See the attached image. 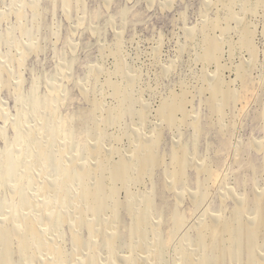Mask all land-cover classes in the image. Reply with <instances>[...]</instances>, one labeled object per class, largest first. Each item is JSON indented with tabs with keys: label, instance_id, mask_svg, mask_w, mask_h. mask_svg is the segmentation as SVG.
<instances>
[{
	"label": "rangeland",
	"instance_id": "obj_1",
	"mask_svg": "<svg viewBox=\"0 0 264 264\" xmlns=\"http://www.w3.org/2000/svg\"><path fill=\"white\" fill-rule=\"evenodd\" d=\"M225 1L227 0H54L52 2L45 0H27V2L26 0H0V37L3 35L0 38V57L6 58L10 54L11 45L14 41L15 43L26 41L27 46L38 48V54L28 58L26 61L27 65L22 69L25 85L20 94H15L12 90H8V92L4 90L0 93V116H5V119L10 120L7 125L0 121V179L5 184V187L0 190V221H5L6 213L12 205L25 203L33 194L30 184L27 183L29 181H27L20 187L19 196L14 203L8 189L12 182L16 165L26 160L25 158L17 160V157L25 149H28V145L23 141H21L22 144L19 143L21 135L24 136V134L19 129H15L16 126H20V118L30 114L31 119L34 120L37 114L41 113L46 122L44 125L46 137H55L52 142V146L55 149L59 148L56 134H58V129L60 128V121L66 122L65 130L70 134V138L65 144H67L70 152L79 150L82 154H86L85 143L88 136L93 132L89 124L91 115L90 113L87 114V111L93 106L83 96V90L90 86V93H92V98L94 99L93 88L96 83V77L90 78V71L97 66L101 67L100 81L102 83L105 82L108 77L107 72H112L115 69L117 60L114 54L118 52V47L121 46L122 55L123 58L125 57L126 63L136 69L132 76H128L129 80L134 78V81L137 82L134 84V89H129V94L131 92V95L138 96L141 93L142 102L147 108H150L148 109V116H151L148 117L150 118L148 121H154L153 123L156 126H162L164 134L161 151L163 155L165 154L166 165L170 163L171 157L175 156L176 148L180 147V149L187 151L186 167L191 185L189 192L192 196L198 195L200 198V201L198 199L197 205L194 206L190 201L189 195L184 194L182 203L179 205L176 197L178 194L180 196L183 194V189L177 188L176 192L178 194L169 191H165L162 194L158 193V184L163 179L162 176L164 174L163 170H159L154 179L148 181L147 186L142 185L134 189V203L147 209L143 219L149 222L153 216L160 223L174 215V209L181 215L186 214L188 221H186L187 223L177 237L181 238L184 235L188 241L193 243L197 240V232L195 230H198L199 225L203 222L201 219L203 218L202 215L205 214L207 219L211 217L219 218L222 214L225 217L230 216L229 212L233 209L232 200L228 199L229 201H226V203L222 201V197L226 194L228 195V190H230L235 191L240 201L247 202L248 205L244 208L245 211L240 212V216L243 222H248L246 212L255 206V193L264 191V0H231L233 6H226ZM245 2H247L246 11L243 9ZM35 3H38L39 11L31 9L30 5ZM46 5H50L51 8H46ZM78 5H82V7L79 8ZM90 7L96 8L92 12L93 17H89ZM228 7L235 11L233 12L230 9L231 12H229ZM15 10L24 13L22 21H17L16 14L13 13ZM229 13L233 14L235 19L234 17L230 18ZM217 14L219 17L215 16ZM216 19L222 29H210L207 34L211 37L216 35L223 43L231 45V49L234 48L231 51L227 45L223 44L225 46L222 52L221 64L223 63V66H227L221 73L222 80L225 77L226 82H224L226 84H229L230 80L234 82L236 77H238V67L240 69L244 65L249 68V75L250 73L252 75H250V78L255 84H253L254 89L249 96L250 101H247L246 108L242 109L241 104L236 102L229 108L224 107L225 110L223 109L220 113V117L218 114L212 113L210 109L208 110L207 99L210 95L205 89L206 81H212V77L213 79L216 78L217 67L215 63H203L199 58V54L202 52L201 43L198 48V43L201 40L200 29L204 23H210L212 20L216 23ZM82 24L84 26H81ZM238 24L240 26L241 24H249L252 32H256L254 34L256 36L253 35L254 37L252 38L255 41L253 43L256 45H254V48L257 47V50L255 49V53H257L255 58L257 60L254 58L256 62L251 59L248 48L249 53L246 51V47L242 49L243 46L238 43L240 36ZM196 27H199V29ZM193 29H196L195 32L198 35L193 40L190 37L188 39V32ZM237 33L239 36L235 35ZM121 38L122 40H120ZM59 41L60 43H58ZM71 48L77 49L72 52ZM230 51L233 52L232 58ZM249 64L251 65L249 66ZM227 67L228 70L226 69ZM13 69L15 77L19 78L18 70L20 68L18 63L14 65ZM63 70L67 72H63ZM78 70L81 72L80 76L76 75ZM111 79L115 81L117 78L113 77ZM117 80L122 82L124 79L119 77ZM125 81L122 83L128 86L127 81ZM240 81L238 79L237 83L235 82L231 86L227 85V87H231L230 89L232 90L235 88V91H238L241 87ZM60 86L62 88L60 89L62 96L53 94L52 91L60 88ZM106 90L108 89L106 88ZM174 90V94L170 93V91ZM184 90L191 94L189 95L185 92L184 95L188 100L186 106V109L188 107V111L186 110L187 119L190 122L195 119L197 114L200 115L202 119L200 128L205 131L203 136L200 135L199 130L192 126L190 127V124L182 125L179 128L176 127V130L173 127L170 129L165 124H161L154 116L156 114L154 111L161 105L160 102L162 103L168 99L169 94L171 95H169L170 97H173L177 92L179 96H182ZM203 90L208 93L205 95ZM201 91L204 92L203 95ZM109 92L110 89L108 91L110 95ZM189 101L194 104L192 102L189 103ZM113 102V99L108 96L105 108ZM143 103L141 104L143 105ZM136 107L140 109L142 106L137 104ZM5 109L8 110V113H5ZM191 110L194 111L190 112ZM129 112L130 109L125 108L123 121L125 127L131 123V119L128 116ZM189 113L194 114L190 115ZM57 114L60 116L59 119ZM178 116L182 117L181 114H178ZM209 116L211 119L208 118ZM150 123L147 122V125L151 127L146 126L148 131L155 126ZM213 123L215 126L217 123L219 124V126L217 124L218 129L216 127L215 129L213 128ZM209 124H213V129H211ZM39 125L43 127L42 123ZM219 129L221 130L219 131ZM223 131L225 136L222 134ZM226 132L229 134L227 135ZM36 137L40 143L43 142V138L39 133ZM228 137H230V140H228ZM226 138L232 151L227 145H221L220 143ZM126 141L124 139L122 145H128ZM14 142L19 144L15 146ZM13 147L15 148L13 149ZM219 149L225 152L216 153ZM228 151L230 154L226 153ZM229 155L230 157H228ZM80 156L81 158L84 157ZM217 157H221L220 161ZM198 159H200L199 162ZM215 160L217 163L220 162V165H223L220 171L223 173H221L223 182L219 181L214 187L210 188V196L203 203L202 199L207 195L208 190L207 185L203 181L205 177L201 174L197 175V164L203 166L205 165L203 161L214 162ZM54 162V160H51L50 166ZM124 197L125 194L122 195V201H124ZM149 203L157 207L151 209V204ZM207 207L208 209H206ZM129 210V207L123 209L118 216V222L122 223L123 243H125L127 236L138 231L139 227L135 225V221L137 218H142L138 215V211L137 215L131 218L128 214ZM102 219L107 220L104 214H102ZM107 223H109L108 220ZM165 227L166 225L163 224L161 231ZM60 231H62L60 232L62 242L66 243L68 250L73 251L74 245L69 235L68 225L63 224ZM86 233L84 231L85 239L87 238ZM250 234L251 238L255 240V249L258 251L252 257L246 250L245 262L261 264L264 257V242L261 239L257 240L256 231H251ZM149 238L153 239L151 232L149 233ZM158 242H161L160 239H158ZM251 243L252 240L246 243L245 247L247 248V244ZM259 246H262L261 250L258 249ZM16 255L18 256V254ZM169 257L166 256V260H164L167 261L165 262L166 264ZM258 259L261 260L259 261ZM163 262L162 264H165Z\"/></svg>",
	"mask_w": 264,
	"mask_h": 264
},
{
	"label": "bare ground",
	"instance_id": "obj_2",
	"mask_svg": "<svg viewBox=\"0 0 264 264\" xmlns=\"http://www.w3.org/2000/svg\"><path fill=\"white\" fill-rule=\"evenodd\" d=\"M45 1L52 2L54 0ZM247 2H245L243 8L245 11L247 10ZM225 5L233 6L231 0L225 1ZM78 6L79 8L82 7V5ZM30 7L34 11H39L38 3L30 5ZM46 8H51V6L46 5ZM228 9L229 12H231L230 9L233 11L231 7H228ZM95 10L96 8L90 7L89 17H93L92 12ZM13 13L16 14L17 21H22L21 19L24 15L22 11L15 10ZM215 16H218V14ZM229 16H231L230 18L234 17L233 14ZM227 18L229 19V17ZM219 21L216 19V23H214V20L207 24L204 23L200 31L197 30L201 33L198 48L200 47V43L202 47V52L197 54L200 55L199 58L203 63L216 64L217 72L214 71L216 72L215 75L217 74L216 78L213 79L212 77V81L207 80L206 84H203H205V89L210 95L209 98L207 97L208 110L210 109L212 113L218 114L220 117V113L224 107L229 108L236 102H239L241 108L244 109L249 100V96L253 92L254 82L250 78L252 75L251 73V76L249 75V68L244 65L240 69L238 67V70L236 68L238 74L236 79L241 80V87L238 91H235V88L232 90L230 89L231 87H227V85L231 86V84H234L237 81L236 79L234 82L230 80L232 82H229L230 85L225 83V77L222 80L221 73L227 65L223 66L224 64H221V58L224 46L227 44L219 40L216 35L211 37L207 34L210 29L218 28L217 30H219L222 27H219ZM81 26H84V24ZM249 26V24H241V26L238 24L240 36L238 33L235 35L239 36L238 43L243 46L242 49L246 47V51H250L248 53L249 55L251 54V59H254L257 54L255 53L257 47L254 48L255 41L252 38L256 36L254 35L256 32H252ZM196 28L199 29V27ZM195 31L196 29L189 30L187 38L193 40L198 35ZM21 35L23 34L21 33ZM215 36L216 38H214ZM25 42L15 43L14 41L12 45L10 43V54L8 56L6 55V58L0 57V93L4 90H7V92L8 90H12L15 94H20L24 88L25 79L23 80L22 69L27 65L26 61L28 58L38 54V48L27 46ZM235 42L237 41L235 40ZM223 44L225 45L223 46ZM227 46L233 51L234 45L232 46L233 49H231V45L229 46L228 44ZM76 49L71 48L72 52L76 51ZM122 51L121 46H119L118 52L114 54L117 60L115 69L112 72H107L108 77L105 82L102 83L100 81L99 76L102 73L101 67L97 66L90 71V78L96 77V83L93 88L94 99L92 98V93H90V86H87L83 90V96L93 106L87 111V114L90 113L91 115L89 124L93 132L88 136L85 143L86 154H82L79 150L70 152L67 144H65L70 138V134L65 130L67 126L66 122L60 121V128L58 129V134H56L59 148L55 149L52 146L55 137H46L44 129L46 122L41 113H38L34 120L31 119L30 114L24 118H20V126H16L15 129H19L24 134V136L21 135L19 143L23 141L28 145V149H25L21 155H18L17 160L24 158L26 160L16 165L12 182L8 189L10 190V197L14 203L19 196L20 187L27 181H29L27 183L30 184L33 194L25 203L22 202L18 205H12L6 213L5 221H0V264H162L166 260V256H170L167 264H249V261L248 263L245 262L246 250L252 257L258 251L255 249V240L251 238V231H256L257 240L261 239L264 242V191H257L255 193V206L246 212L249 221L243 222L240 212L248 204L247 202L240 201L235 191L228 190V195L223 196L222 201L226 203V201L232 200L233 209L229 212L230 216L225 217L222 214L219 218L211 217L207 219L205 214L202 215L203 218L201 219L203 222L199 225V229L195 230L197 232V240L193 243L188 241L184 235L181 238L177 237L187 223L186 221H188L186 214L181 215L174 209L175 214L160 223L153 216L149 222L143 219L147 213V209L134 203V189L142 185L147 186L148 181H152L159 170H163L164 174L162 176L163 179L158 184V193L162 194L165 191L176 192L177 188L183 189L181 196L176 192L178 194L176 200L179 205L182 203L184 194L189 195L190 201L194 206L197 205V201L198 199L200 201V198L198 195L192 196L189 192L191 185L186 167V161L188 159L186 150H182L180 147L176 148L175 156H172L170 163L168 162L169 164L166 165L164 159L165 154L163 155L161 151L164 130L162 126H156L153 123L154 121H148L150 119L148 117L151 116H148V109L150 108H147L142 102L141 93L138 96L131 95V92L129 94V89H134V84L137 82L132 77L129 80L130 78L128 79V76H132L136 72V69L126 63ZM231 51L232 58L233 52ZM16 63H18L20 68L18 70L20 74L19 78H16L14 74L13 68ZM228 67L226 68L227 70ZM66 70H63V72ZM231 74L233 73L231 72ZM76 75L80 76L81 72L79 70L76 71ZM113 77L115 79L119 77L121 79L123 78L124 80L122 82L126 80L128 86H125L124 83L117 79L114 81L111 79ZM60 89H62L61 86L53 90L52 93L60 96ZM109 89L110 95L108 94ZM206 90H203L205 93L201 91L202 95L203 93L205 95L208 93ZM173 92L175 93V90L170 91V93ZM185 92L189 94L184 90L182 96H179V93L177 94L176 92L177 96L170 97L171 95L168 93L170 96L168 95V99L162 103L160 102L161 105L154 111L156 113L154 116L161 124H165L170 129L172 127L175 129L176 127L179 128L182 125L190 124V127L192 126L199 130L200 135L203 136L205 131L203 128H200L202 124L200 115L196 113L195 119L190 122L187 119L188 114L186 112L188 111V107L186 109V106L188 100L184 96ZM108 96L114 102L105 108L106 98ZM191 102L189 101V103ZM137 104H140L142 107L138 109L136 107ZM125 108L130 109L128 116L131 119V123L126 127L123 124ZM193 111L191 110L190 112ZM5 113H8L7 109H5ZM178 114H181L182 117H179ZM239 116L241 115L239 114ZM57 118H60L59 114H57ZM208 118L211 119L210 116ZM0 121H3L6 125L10 123V120L5 119V116H0ZM147 122L153 123L156 127L154 126V128L148 131L150 125L148 126ZM41 123L43 127L39 125ZM217 124L216 126L214 124V129L215 127L217 128ZM212 125H210L211 129H213ZM146 126H148L147 129ZM38 133L43 138V142L41 143L36 139ZM223 136L225 135L223 134ZM230 136L232 135L230 134ZM228 138L230 140V137ZM124 139L127 140L128 145H122ZM228 140L226 138L220 143L221 145H227L230 149ZM19 143L15 144L14 142V145L16 146ZM230 150L232 151V149ZM221 151L225 152L219 149L216 153L219 154ZM226 153L228 154L229 151ZM80 155L84 157L81 158ZM217 159L220 161L221 157H217ZM51 160L55 161L52 166H50ZM203 162H205V165L199 166L197 164L198 168L196 170L197 175L201 174L205 177L203 181L207 185V195L202 199L204 203L210 196V188L214 187L219 181L223 182L221 180L222 172H220L223 165H220V162L217 163L216 160L214 162ZM8 171L6 172L9 173ZM223 178L225 177L223 176ZM4 187L5 184L0 179V190ZM123 194H125L124 201H122ZM150 206L151 209L157 207L152 204ZM127 207L130 208L128 214L131 218L137 215V211L138 215L142 218H137L135 221V225L139 227L138 231L127 236L125 243H123V234L121 232L122 223L118 222V216ZM102 214L105 215L109 223H107V220L102 219ZM63 224H67L69 227V235L74 245L73 251L68 250L66 243L62 242L60 235L62 231L60 229ZM163 224L166 227L161 231ZM84 231L87 232L86 239ZM150 232L153 235V239L149 238ZM176 238L178 239L176 240ZM158 239L161 242H158ZM251 240L252 243L247 244L248 247L246 248L245 244ZM261 248L262 246H259L258 249L261 250ZM165 262L167 261L163 263ZM261 264H264V257Z\"/></svg>",
	"mask_w": 264,
	"mask_h": 264
}]
</instances>
